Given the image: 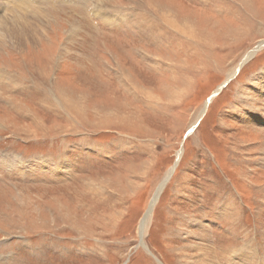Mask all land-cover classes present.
Segmentation results:
<instances>
[{
	"label": "rangeland",
	"instance_id": "rangeland-1",
	"mask_svg": "<svg viewBox=\"0 0 264 264\" xmlns=\"http://www.w3.org/2000/svg\"><path fill=\"white\" fill-rule=\"evenodd\" d=\"M5 2L0 264H264V0Z\"/></svg>",
	"mask_w": 264,
	"mask_h": 264
},
{
	"label": "bare ground",
	"instance_id": "bare-ground-1",
	"mask_svg": "<svg viewBox=\"0 0 264 264\" xmlns=\"http://www.w3.org/2000/svg\"><path fill=\"white\" fill-rule=\"evenodd\" d=\"M8 1V0H6ZM29 1V0H28ZM33 1H36V0H33ZM148 4L152 7V9L156 12V13H159L157 15H159V17L162 19L163 23H166L168 24L169 26H172L173 29L179 33V32H185L186 30L183 28V25H179V23L176 21L177 19H171V14H167L164 13V12H169L170 10L168 8L165 7V5H163L162 3H159L158 0H147ZM105 3H107V0H98L97 2V5L95 6V9H94V12L96 15H98L97 13H102L101 10L99 9H103L105 8ZM108 4V3H107ZM162 4V5H160ZM20 5V4H19ZM0 7L1 8H4L5 10H9L11 6H9L8 4H6V2L4 3V0L2 1V3H0ZM33 9V8H32ZM88 9V8H87ZM5 10H1L2 11V15L0 16L1 18L2 17H5ZM12 11H14L13 13L16 14L17 16L21 15V12L19 9H16V12H15V9H11ZM19 11V12H18ZM37 10L34 11V9L31 11V13L33 15L32 18H34L36 21L38 18V15L34 16V13H37L36 12ZM92 12V11H91ZM172 13V12H171ZM4 14V16H3ZM154 14V13H153ZM174 14V13H173ZM30 16V17H31ZM14 19L11 20V22L8 21L9 18H6L5 17V20L6 23H4V21H1L0 20V36L2 37V39H6V41L8 42H11L14 47H10L9 45H7V47L9 48H13L17 53H19L21 51V48L23 47V45L27 44V43H30V44H33L35 46V44H37L38 41L41 40V37H37V36H34L32 32H37L36 31V25L35 26H31L33 22H30L28 23L29 21H26V19L22 18V17H16V16H13ZM24 19V20H23ZM49 19V18H48ZM3 20V19H2ZM33 20V19H32ZM152 20V19H151ZM45 21V20H44ZM161 21V20H160ZM40 23H43L41 22L40 20ZM138 23V22H137ZM9 24V25H8ZM48 24V23H47ZM153 24V23H152ZM82 25V24H81ZM151 25V24H150ZM44 28H45V24H43ZM155 26H157L155 24ZM163 26V25H162ZM151 27V26H150ZM166 27V26H165ZM164 27V28H165ZM30 28H32L33 30H30ZM162 28V30L164 32H166L165 30H167L166 28L164 29ZM188 28V27H187ZM149 30V29H148ZM158 30V29H157ZM162 31V32H163ZM170 31V30H169ZM168 32V31H167ZM187 32V31H186ZM189 32V31H188ZM176 33V34H177ZM155 34V33H154ZM158 34V33H157ZM183 34V33H182ZM192 34V33H191ZM164 35V38L165 37H168V38H173V36L171 35L169 37L168 33L167 34H162ZM167 35V36H166ZM187 35V34H186ZM180 36V35H179ZM159 38V37H158ZM193 40V39H192ZM4 41V40H3ZM2 41V42H3ZM153 41V40H152ZM165 41V40H164ZM159 42V40L157 41ZM160 43V42H159ZM150 45V44H149ZM159 45V44H158ZM161 45V44H160ZM259 45H261L260 43L256 46L258 47ZM166 47V46H164ZM259 48V47H258ZM255 51V50H254ZM254 55V52H250L249 54H247L245 56V60L243 61L246 62L248 59H250V57H252ZM148 69V68H147ZM150 69V68H149ZM174 76V75H173ZM255 82V81H254ZM1 83V82H0ZM261 87V86H260ZM60 91V90H59ZM137 91V90H136ZM28 113V112H27ZM203 113V112H202ZM260 117H258V121H261V122H264V115L260 114L259 115ZM34 122V121H33ZM37 126V125H36ZM173 171L172 167L169 169L168 171V176H166L163 181L160 183V185L158 186L156 192L154 193L153 197L151 198V201L149 203V206H148V209L146 211V214L144 215V217L142 218V221L140 223V233L141 235L142 234V231H143V228L145 226V223L147 221V217H148V214L151 213L153 207H154V204L155 202L157 201L159 195H160V192L163 188V185L165 182H167V179L170 175V173ZM170 178V177H169ZM151 216V215H150ZM237 216V215H236ZM202 226V225H201ZM194 246V244H193ZM199 246V245H198ZM197 251H198V254H197V258L196 261L194 260L193 261V264H214V261L208 259V255L205 254V248L206 247H203L200 245V247H197L195 246L194 247ZM240 248V247H238ZM209 250V249H207ZM231 253H234L233 251H231ZM244 261V260H243ZM244 264V263H243Z\"/></svg>",
	"mask_w": 264,
	"mask_h": 264
},
{
	"label": "water",
	"instance_id": "water-1",
	"mask_svg": "<svg viewBox=\"0 0 264 264\" xmlns=\"http://www.w3.org/2000/svg\"><path fill=\"white\" fill-rule=\"evenodd\" d=\"M256 46H257V45H256ZM256 46H255V47H256ZM257 50H258V48H255V51H257ZM239 68H240V67H239ZM239 68L236 70V72H238ZM229 78H230V77H229ZM229 78L226 79L223 83H221V84H220V85H219V86L213 91V93L210 95V97L206 100V103H209V102L211 101V99H212L215 95H217V93H218V92H219V91H220V90H221V89L227 84ZM190 132H191V131L188 130L186 134H189ZM179 157H180V153L177 152V153H176L175 163H174V165L172 166V169H174V167L176 166Z\"/></svg>",
	"mask_w": 264,
	"mask_h": 264
}]
</instances>
